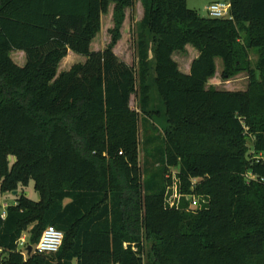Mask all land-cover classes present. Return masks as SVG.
<instances>
[{
	"label": "trees",
	"instance_id": "1",
	"mask_svg": "<svg viewBox=\"0 0 264 264\" xmlns=\"http://www.w3.org/2000/svg\"><path fill=\"white\" fill-rule=\"evenodd\" d=\"M134 2L0 0V190L34 181L40 194L0 205V264H264V0H229L226 18L202 17L187 0H141L155 46L141 33L130 66L114 52L117 36L91 45L111 3L120 24ZM188 45L199 56L185 73L173 55ZM69 50L86 60L58 73ZM150 52L163 132L150 109ZM217 58L223 78L248 74L246 90L209 86ZM140 118L157 167L140 166ZM171 168L199 206L168 204ZM50 225L64 233L58 252L19 248L24 232L35 247Z\"/></svg>",
	"mask_w": 264,
	"mask_h": 264
},
{
	"label": "rangeland",
	"instance_id": "2",
	"mask_svg": "<svg viewBox=\"0 0 264 264\" xmlns=\"http://www.w3.org/2000/svg\"><path fill=\"white\" fill-rule=\"evenodd\" d=\"M229 0H187V6L197 11L202 17H208V12L206 7L213 2H228ZM115 3H111L108 6L107 11L103 15L102 19V29L94 38L91 49L95 51L104 50L109 44L112 43L115 36H117V41L114 45V52L118 58L130 66H136L137 64V42L139 40V35L144 33L145 39L148 42L149 49L153 51L155 46V36L150 33L148 30H145L141 27V20L144 14V8L141 0H135L133 6L127 7L124 10V15L122 17L121 23L119 24L120 14L115 10ZM199 56L198 50L193 46L188 45L185 50L181 52H175L173 58L177 61L179 68L182 72H189L190 66L193 60ZM11 57L15 63L20 66L25 65L26 56L23 51H12ZM256 55L251 53V60L254 64L256 61ZM86 57L73 51L69 50L68 54L62 60L58 73L68 70L75 63L84 62ZM150 75H149V84L151 85V106L150 109L153 113V122L158 126V128L163 132L168 126L166 117H165V106L160 98L158 88L155 82V56L150 52ZM216 74L210 80L209 86L216 87L221 90H231V91H244L247 89L249 84V78L247 73H241L236 75L231 79H225L222 76V71L224 69L223 61L221 58L216 59ZM130 105L133 109L140 112L138 105L137 96L133 95L131 98ZM140 118V166L143 168L145 161L147 159V166L150 167L152 164L154 167H157L158 159H154L151 155L148 156L143 146L144 142V130ZM150 134L151 129L148 131ZM149 148H152L151 146ZM148 148V149H149ZM145 150V152H144ZM152 150V149H151ZM152 152V151H151ZM13 160V158H12ZM178 172V168H171L170 173L173 177V182L168 186V204L170 206L178 205L184 198L188 201H191L192 196L181 194L176 183L175 175ZM15 191L2 193L0 190V205L2 209H6L9 205H12L16 201V197L25 193L32 200L38 201L40 199V194L35 190L34 181H31L30 184L26 187H20L17 194H14ZM199 201V197L195 196ZM6 204V206H4ZM199 206V203H198ZM24 236L27 237L28 241V232H24ZM24 250V249H21ZM25 251V250H24Z\"/></svg>",
	"mask_w": 264,
	"mask_h": 264
},
{
	"label": "built area",
	"instance_id": "3",
	"mask_svg": "<svg viewBox=\"0 0 264 264\" xmlns=\"http://www.w3.org/2000/svg\"><path fill=\"white\" fill-rule=\"evenodd\" d=\"M230 3L229 2H213L209 4L206 9L208 12L209 17H214V18H226L230 17ZM199 200L193 196L191 198V207L196 208L198 206ZM6 216V211L4 210L2 213V217ZM64 240V233L57 229L55 226L50 225L48 226L39 242L33 249L42 254H54L59 251L63 244ZM18 246L20 249L27 250V237L22 236L20 240L18 241Z\"/></svg>",
	"mask_w": 264,
	"mask_h": 264
},
{
	"label": "water",
	"instance_id": "4",
	"mask_svg": "<svg viewBox=\"0 0 264 264\" xmlns=\"http://www.w3.org/2000/svg\"><path fill=\"white\" fill-rule=\"evenodd\" d=\"M14 194H17V192L15 191ZM27 251L30 254L33 251V246L32 245H28L27 246Z\"/></svg>",
	"mask_w": 264,
	"mask_h": 264
},
{
	"label": "crops",
	"instance_id": "5",
	"mask_svg": "<svg viewBox=\"0 0 264 264\" xmlns=\"http://www.w3.org/2000/svg\"><path fill=\"white\" fill-rule=\"evenodd\" d=\"M15 203H16V201H15ZM15 203H14V204H15ZM4 206H6V204H5Z\"/></svg>",
	"mask_w": 264,
	"mask_h": 264
}]
</instances>
